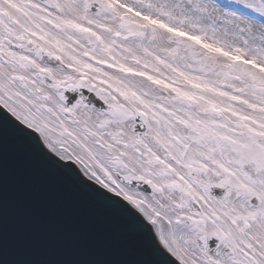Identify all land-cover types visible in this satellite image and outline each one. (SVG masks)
<instances>
[{
	"label": "snow or ice",
	"instance_id": "6c2138e0",
	"mask_svg": "<svg viewBox=\"0 0 264 264\" xmlns=\"http://www.w3.org/2000/svg\"><path fill=\"white\" fill-rule=\"evenodd\" d=\"M0 108L162 264H264V0H0Z\"/></svg>",
	"mask_w": 264,
	"mask_h": 264
},
{
	"label": "water",
	"instance_id": "95a60500",
	"mask_svg": "<svg viewBox=\"0 0 264 264\" xmlns=\"http://www.w3.org/2000/svg\"><path fill=\"white\" fill-rule=\"evenodd\" d=\"M75 167L87 184L0 121V264H137L145 258L162 264L149 256L147 235L113 201L128 202Z\"/></svg>",
	"mask_w": 264,
	"mask_h": 264
},
{
	"label": "bare ground",
	"instance_id": "6f19581e",
	"mask_svg": "<svg viewBox=\"0 0 264 264\" xmlns=\"http://www.w3.org/2000/svg\"><path fill=\"white\" fill-rule=\"evenodd\" d=\"M78 166V165H77ZM79 167V166H78ZM89 178V177H88Z\"/></svg>",
	"mask_w": 264,
	"mask_h": 264
}]
</instances>
